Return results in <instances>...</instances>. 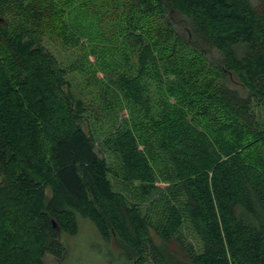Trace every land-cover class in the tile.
<instances>
[{
    "label": "trees",
    "instance_id": "16d2710c",
    "mask_svg": "<svg viewBox=\"0 0 264 264\" xmlns=\"http://www.w3.org/2000/svg\"><path fill=\"white\" fill-rule=\"evenodd\" d=\"M78 216L131 264H264V0H0V264Z\"/></svg>",
    "mask_w": 264,
    "mask_h": 264
},
{
    "label": "rangeland",
    "instance_id": "374dc122",
    "mask_svg": "<svg viewBox=\"0 0 264 264\" xmlns=\"http://www.w3.org/2000/svg\"><path fill=\"white\" fill-rule=\"evenodd\" d=\"M82 40H86L85 43L87 45L90 43L86 37H83ZM45 44L66 67L74 65V62L81 58V50L67 49L61 43L51 41L48 38ZM90 60L94 61L95 57L91 56ZM72 78L78 86L84 82L81 74L73 73ZM122 113L127 115L126 111ZM102 129L97 128V136L101 137L104 135L102 134ZM98 147L102 149L100 143ZM103 154L111 165H119L115 155L106 151ZM78 217L80 224L78 233L75 235H63V239L66 240L69 248L66 256L61 261L56 258H49V264H131L115 243L111 244L100 237L91 220L82 216Z\"/></svg>",
    "mask_w": 264,
    "mask_h": 264
},
{
    "label": "water",
    "instance_id": "95a60500",
    "mask_svg": "<svg viewBox=\"0 0 264 264\" xmlns=\"http://www.w3.org/2000/svg\"><path fill=\"white\" fill-rule=\"evenodd\" d=\"M54 225L56 226V222L54 221Z\"/></svg>",
    "mask_w": 264,
    "mask_h": 264
}]
</instances>
